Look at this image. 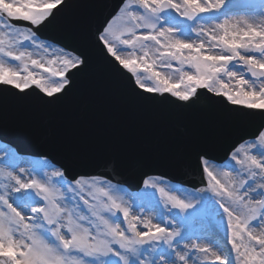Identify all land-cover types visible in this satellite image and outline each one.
I'll use <instances>...</instances> for the list:
<instances>
[{
  "label": "snow or ice",
  "instance_id": "6c2138e0",
  "mask_svg": "<svg viewBox=\"0 0 264 264\" xmlns=\"http://www.w3.org/2000/svg\"><path fill=\"white\" fill-rule=\"evenodd\" d=\"M73 6L0 0V128L11 111L64 104L90 71L88 55L55 31ZM235 6L119 0L93 34L137 108L180 115L203 104L227 127L192 148L187 167L199 181L150 166L131 179L119 155L38 148L25 158L0 146V264H264V0L251 15ZM218 228L224 242H205Z\"/></svg>",
  "mask_w": 264,
  "mask_h": 264
},
{
  "label": "water",
  "instance_id": "95a60500",
  "mask_svg": "<svg viewBox=\"0 0 264 264\" xmlns=\"http://www.w3.org/2000/svg\"><path fill=\"white\" fill-rule=\"evenodd\" d=\"M89 1L91 2L93 0H84L85 4H88ZM100 1L102 2L103 5L110 2V0H100ZM85 20H87V19H85ZM63 26L64 27H70V25H66V24H64ZM55 31L58 34H61L65 31V28H63V27L58 28L56 26ZM60 37L63 39V34H61ZM90 62H91L90 71L80 78L78 85H77V89L74 93V95H77L79 97V101H83L84 100L83 97L85 96V95L80 96L79 94H77V91L82 89V88L86 89L89 87V89H91V85H93L95 87V89H97V90L107 91L110 89L108 83H106L104 81H100L98 79V76L94 75L93 67H94L95 62L91 61V60H90ZM96 97H98V96H94V94L90 93V97L85 98V101H86L85 103L88 104V107H90V108L93 107V101H94V99H96ZM115 99L117 100V103L113 104L112 110L120 113V115L122 116L121 121H120L122 125L136 124V125H138L137 130L139 131V133H141L145 136L149 135V133L151 132V130L153 128L158 129L160 131V134H162L163 131H168V136H167L168 141L174 148L177 149V151L174 153V155L182 157V159L180 160V163H181L180 172L189 178H192V177L196 178L197 177L196 180L192 181V183H196L199 181V179H200L199 175L197 173H194L189 167H187L189 155H190V152L192 150V149H190V150L184 149V147L187 145V138L185 137V135L182 133V131L180 129L171 130L173 126H171L169 124V122L171 121V118H174V116H175L174 114L169 113L168 110L166 112H161L160 110H154V111H151L148 116H146L144 113H142L143 119H147L146 122H142L141 119L139 118L136 110H135L134 105L126 97L117 95L115 97ZM201 106H204V105L202 104ZM91 112H93V111L92 110L86 111V113H91ZM96 113H101V111L97 110ZM127 114H129V116ZM107 120L108 121H105V123L107 125L110 123L116 122L111 117H108ZM84 133L87 134V132H84ZM50 134H51L50 132H43L42 133L43 137L50 136ZM118 136H119V139H121V142H127L126 144L129 145L130 147H132V145H138V139H135L133 137L134 134L130 133L129 131H125V130L120 131ZM190 144H196L197 146L206 145L203 142H197L195 140H190ZM139 147H143V146L139 145ZM125 150H130V149H125ZM138 150H142V149H138ZM125 152H127V151H123L120 148L118 154H123ZM123 156L125 158L127 157L126 155H123ZM135 156H136L135 154H132L131 160H133V158H135ZM146 159L148 160V162L150 164H152L156 167H160L161 165H163L167 168L172 167V162L170 160H166L164 163H161L160 159L157 157V155L153 149L147 150ZM127 161H128V159H127ZM138 170L139 169L136 170V173L138 172ZM128 173L132 174L134 172L128 171Z\"/></svg>",
  "mask_w": 264,
  "mask_h": 264
},
{
  "label": "rangeland",
  "instance_id": "374dc122",
  "mask_svg": "<svg viewBox=\"0 0 264 264\" xmlns=\"http://www.w3.org/2000/svg\"><path fill=\"white\" fill-rule=\"evenodd\" d=\"M250 13H252V12H247V13H240V14H250ZM30 51L32 50V49H29ZM51 49H49V53L48 54H44L43 55V59H49V58H53L52 56H51ZM141 53L140 52H137V55H140ZM33 58H36V59H40V58H42L41 57V54L39 53V52H37L35 55H34V57ZM180 67V66H179ZM175 68H178L177 67V64H175L174 63V71H172L171 72V74H173V76L175 77V75H177V73L175 72ZM20 70L22 71L23 69H22V66L20 67ZM157 70H163V69H160V68H158ZM185 70H188L187 69V66H185ZM0 154H1V151H0ZM224 171H229V170H226V169H223ZM216 219H218L219 220V217H216ZM122 227L124 226L123 224L121 225ZM207 238H209L210 240V242L212 241V243H214V241L215 240H217V237H211V236H207ZM203 263L204 264H207L209 261H212V259L209 257L208 259H205L204 257H203Z\"/></svg>",
  "mask_w": 264,
  "mask_h": 264
},
{
  "label": "bare ground",
  "instance_id": "6f19581e",
  "mask_svg": "<svg viewBox=\"0 0 264 264\" xmlns=\"http://www.w3.org/2000/svg\"><path fill=\"white\" fill-rule=\"evenodd\" d=\"M252 14V13H251ZM251 14H249V15H251ZM177 67H179V65L177 64ZM172 71H174V68H173V70H171V72ZM173 75V74H172ZM202 258H203V256H199L198 258H197V261H198V264H202ZM201 261V262H200Z\"/></svg>",
  "mask_w": 264,
  "mask_h": 264
}]
</instances>
